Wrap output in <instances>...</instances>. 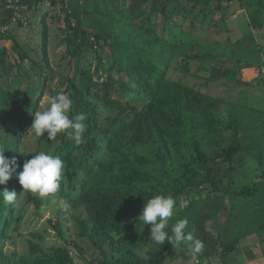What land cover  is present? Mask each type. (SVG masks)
Here are the masks:
<instances>
[{
  "label": "trees",
  "instance_id": "trees-1",
  "mask_svg": "<svg viewBox=\"0 0 264 264\" xmlns=\"http://www.w3.org/2000/svg\"><path fill=\"white\" fill-rule=\"evenodd\" d=\"M13 1L31 10L43 0ZM60 1L70 36L68 44L75 55L88 44L89 34L79 22L69 17L63 0ZM108 1L113 9L102 7V10L109 13L110 21L117 18L120 27L127 29L137 20L138 32L149 42V45L139 43L135 46L129 34L127 38L130 40L125 42L127 57L119 60L128 76L125 84L127 104L130 108L141 105L142 109L128 119L124 116L126 108L109 101V90L102 88L105 112L118 113L108 123L103 120L101 123L95 104L87 102L82 92L75 91L73 109L69 114L86 113L88 128L85 142L80 149L81 144H76L74 140L66 141L63 136L61 144L49 151V154L59 156L64 161L62 176L69 182L65 189L61 182L57 193L49 197L69 200L74 209L83 213L82 218L76 219L78 226L82 235L90 237L98 249L102 250L109 241L107 248L111 259L92 257L85 264L190 261L186 246L184 251L174 252L175 246L167 241L162 246L151 243L150 225L143 226L137 219L144 202L158 194H170L176 199L177 206L169 220L168 230L176 220L187 219L185 232L191 233L194 240L203 242L204 247L197 261L198 264H205L208 258L217 253V248L224 246L229 225L227 193H222L224 186L221 182L231 172V167L223 170L221 167L230 163L241 149L237 115L232 107L228 110L227 119L222 118L219 109L227 103L202 94L193 87L173 82L166 75L175 51L185 45L178 35L179 24L188 21L189 32H192L196 25L200 26L206 21L212 3L219 0H139V5L134 9L130 4L127 6L125 0ZM55 2L51 0L52 5ZM105 2L107 0H101L103 6ZM10 4H14L12 0H0V26L7 25L12 18L7 11ZM174 5L183 6L182 15L168 10ZM215 10L218 11V7ZM125 12H128L127 16ZM43 21L42 49L48 60L49 28L45 19ZM217 78V75H210L205 82ZM46 80L44 78V84ZM25 84L26 88H31L29 79ZM11 85L13 93L8 92L7 86L1 87L3 94L0 102L2 105L8 104L6 110H9L15 98V105L7 114L11 121L6 129L8 142L4 152L5 157L15 160V171L6 185H0V191L7 188L15 192L18 198L15 203L9 204L0 196V243L4 242L11 224L22 218L20 215L14 217V207L20 203L24 191L17 178L22 171L19 146L31 128L36 111L31 98L21 99L26 90L22 91L17 86L16 79ZM253 133L257 136L256 141H259L264 129H257ZM247 135L249 132L245 133ZM260 146L253 150L261 170L264 168V141ZM80 170L85 175L83 179L80 178ZM261 176L264 177L263 172ZM184 201H187V207L180 206ZM208 223H211L213 232L206 229ZM260 226L263 231L264 225L261 223ZM145 246L149 247V251L145 252L146 257H140L137 252ZM0 264H11L2 248ZM36 264H72V261L69 253L59 248L55 256L37 259Z\"/></svg>",
  "mask_w": 264,
  "mask_h": 264
},
{
  "label": "rangeland",
  "instance_id": "rangeland-1",
  "mask_svg": "<svg viewBox=\"0 0 264 264\" xmlns=\"http://www.w3.org/2000/svg\"><path fill=\"white\" fill-rule=\"evenodd\" d=\"M125 1L133 9L140 3L139 0ZM12 2L14 4L7 7L12 18L7 25L0 26V96L3 94L1 87L7 86L8 92H12L11 83L16 79L17 86L22 91L26 90L21 99L31 98L36 105L35 112H38L46 107L49 95L64 92L74 102L73 93L78 91L84 94L87 102L95 104L101 123L102 120L108 123L118 112H105L103 89L107 87L108 100L123 105L126 108L124 116L128 119L142 109L141 105L128 106L125 87L128 76L119 64L120 58L127 57L125 42L130 40L127 38L129 34L135 46L139 43L149 45L136 28L139 24L137 20L129 28H121L117 18L111 22L109 13L102 10V7L113 9L108 0L104 6L101 0H63L69 17L79 22L89 34L88 44L80 53L73 55V48L68 44L70 36L66 30L65 15L61 11L62 1L56 0L52 5L51 0H43L31 10L18 4V1ZM168 10L183 14V6L174 5ZM242 12L248 17L243 18ZM43 19L49 28L48 60L42 49ZM179 25L178 35L185 45L175 51L167 70V79L227 103L219 109L222 118L227 119L228 110L233 107L240 132V151L230 163L221 167L222 170L231 167V172L221 182L224 186L222 193H227L229 213L224 246L217 248V253L208 258L205 264H263L264 248L257 253L256 226L251 227L249 223L252 217H239L236 222L238 215H234L240 205L250 199L255 202L256 198L261 197L257 220L264 225V180L260 179L258 185L255 183V178L264 172V168L259 169L253 150L260 148L264 141V133L259 141H256L257 136L253 133L257 129H264V0H219L212 3L206 21L200 26L196 25L192 32H189L188 21ZM210 75H217L218 78L205 82ZM44 78L47 79L45 84ZM26 79L31 82V88H26ZM12 102V106L9 102V110H6L8 104L2 105L0 102V146L4 149L8 142L6 129L11 121L7 114L11 113L15 98ZM247 132L250 141L245 136ZM63 136L66 141L73 140L67 133L47 140L46 133L37 137L29 129L19 146L21 167L31 159V155L41 151L49 154L51 149L55 150ZM83 145L81 143L80 149ZM80 178H85L82 170ZM90 179L94 178L91 176ZM61 182L64 189L67 188L69 182L63 176ZM21 198L14 207V217L20 215L22 218L11 224L4 242L0 243L11 264H36L37 259L55 256L59 248L69 253L72 264L88 263L92 257L111 259L107 248L109 241L100 250L90 237L82 235L76 219L82 218L83 213L74 209L69 200L42 197L30 192H23ZM245 210L240 214H244ZM206 229L212 231L211 223L206 224ZM236 231L246 234L247 242L239 243ZM248 231H251V235ZM181 250L184 251L185 247L173 248L174 252ZM148 251L149 247L145 246L137 253L140 257H146L145 252ZM198 263L185 259L165 260V264Z\"/></svg>",
  "mask_w": 264,
  "mask_h": 264
},
{
  "label": "clouds",
  "instance_id": "clouds-1",
  "mask_svg": "<svg viewBox=\"0 0 264 264\" xmlns=\"http://www.w3.org/2000/svg\"><path fill=\"white\" fill-rule=\"evenodd\" d=\"M73 101L64 92L49 95L46 107L35 112L31 128L37 137L47 134V140H53L60 133H67L76 144L85 142V133L88 125L85 123L87 115L83 111L69 116ZM5 149L0 146V185H6L15 171V160L4 155ZM65 168L64 161L59 156L46 152L31 155L30 160L23 164L18 175V182L23 192L38 194L39 196H52L60 188L62 174ZM0 196L9 204L17 201L18 195L7 188L0 191ZM177 206L172 195L158 194L147 202L137 217L139 223L150 225V242L162 246L165 241L176 248L186 246L190 260L195 262L203 250V242L193 238L191 233H186L187 219H178L169 228V220L173 217ZM181 207H187V201L181 202Z\"/></svg>",
  "mask_w": 264,
  "mask_h": 264
},
{
  "label": "crops",
  "instance_id": "crops-1",
  "mask_svg": "<svg viewBox=\"0 0 264 264\" xmlns=\"http://www.w3.org/2000/svg\"><path fill=\"white\" fill-rule=\"evenodd\" d=\"M238 14V13H237ZM242 14H243V18H247V16H246V14H245V12L243 13L242 12ZM235 16V15H234ZM235 19H237V18H235ZM260 172V171H259ZM253 173V172H252ZM264 173V172H263ZM255 174H257V172L255 173ZM260 179H263L264 180V177H262L261 176V174L259 175V177H257V178H255V183L258 185V182H260L261 180ZM260 199H261V197H260ZM260 199L259 198H256V201L255 202H252V199H250V201H248V202H245V203H243L242 205H240L239 207H238V211H237V213L234 215V216H236V215H238V217L235 219L236 220V222H238V220H239V217H241V219H247V218H249V217H252V219H251V221L249 222V223H251V227H254V226H256V228L255 229H257V230H259V231H255V229H254V232L255 233H257L256 234V243H257V245H256V247H258V250H257V253L260 251V248H264V230L262 231V230H260V225H261V222H259L258 220H257V211H260V209L258 208V204H259V201H260ZM231 208V207H230ZM233 208H235V207H233ZM244 208H246V210L245 211H243L244 212V214H240L241 212H242V210L244 209ZM247 226V225H246ZM247 230H248V226H247ZM242 232V231H241ZM240 232V234L236 231V233L238 234L237 235V237L239 238L238 239V242L240 243V242H247V235L246 234H243V233H241ZM249 232H251V231H248V234L249 235H251ZM254 232L252 233V234H254ZM246 245H247V243H246ZM264 262V261H263ZM257 263H259V262H257ZM259 264H261V263H259ZM264 264V263H263Z\"/></svg>",
  "mask_w": 264,
  "mask_h": 264
},
{
  "label": "built area",
  "instance_id": "built-area-1",
  "mask_svg": "<svg viewBox=\"0 0 264 264\" xmlns=\"http://www.w3.org/2000/svg\"><path fill=\"white\" fill-rule=\"evenodd\" d=\"M8 6H9V5H8ZM8 6H7V7H8Z\"/></svg>",
  "mask_w": 264,
  "mask_h": 264
}]
</instances>
